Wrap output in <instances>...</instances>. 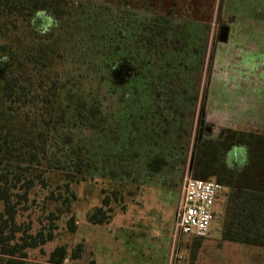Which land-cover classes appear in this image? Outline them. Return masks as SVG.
<instances>
[{"label": "trees", "instance_id": "obj_1", "mask_svg": "<svg viewBox=\"0 0 264 264\" xmlns=\"http://www.w3.org/2000/svg\"><path fill=\"white\" fill-rule=\"evenodd\" d=\"M209 42L210 24L171 10L0 0V264H33L29 251L56 238L51 225L33 232L32 220H20L39 191L44 211L52 200L61 206L48 219L65 209L74 233V186L119 183L88 214L107 225L142 187L178 191L187 173L227 190L224 241L264 248V132L222 128L194 138ZM237 145L248 150L242 168L232 159ZM66 259L58 246L48 263Z\"/></svg>", "mask_w": 264, "mask_h": 264}, {"label": "rangeland", "instance_id": "obj_2", "mask_svg": "<svg viewBox=\"0 0 264 264\" xmlns=\"http://www.w3.org/2000/svg\"><path fill=\"white\" fill-rule=\"evenodd\" d=\"M88 1L143 15L161 12L156 10L155 5H148L144 10L141 1L145 0ZM191 2L201 8L196 15L210 24L205 85L202 89L204 95L198 107V116L201 115L202 108H205L207 126L213 127L215 134L222 128H245L264 132V123L257 124V121L264 119V115L260 117L264 113V0H191ZM223 11L225 16L235 18L229 25L231 27L229 40L226 43H219L220 27L227 25ZM210 15L211 18L208 19ZM69 61L68 67L74 68L73 61ZM199 128L197 122L194 138L199 136ZM232 159L235 165L239 164V156L235 158L233 156ZM118 187V182L107 179H96L74 186L78 194V201L73 204L72 209L77 220V230L74 233H70L68 229L67 221L70 214L64 208V212L58 214L59 219L54 222L48 219L49 212H57L61 208L59 202L53 200L48 202L47 210L44 211L47 192L39 191L33 195L37 200L34 210L22 215L20 220L26 222L32 220L33 232L41 227V223L51 225L56 229V238L41 248L29 251L31 262L49 264L50 253L58 246H66L68 259L63 264H92V261L94 264L95 261L96 264H189L190 256L188 261L183 260L180 257L181 252L176 250V243L172 248L176 211L174 214L171 205L174 200L178 205L181 186L178 191L171 193L168 205L160 201L161 193L152 191L158 190V187H142L138 195L128 201L125 212L117 208V213L109 224L94 228L86 227L92 225L88 222V214L102 205L103 189L112 191ZM226 194L227 190L217 202L215 220L210 231L211 240L215 243L220 241ZM133 206L138 211H148L158 221L164 219L166 225L164 234L158 236L156 231L150 229L152 225L146 224L145 221H141L142 230L136 227V231H129L131 216L125 220V224H119L115 217L126 213ZM106 226L113 228V232L110 233L111 229L105 228ZM89 234L90 241L87 240ZM174 240L176 241L175 237ZM184 246L180 244L181 248ZM249 249H256L257 255L242 253ZM238 255L242 261L237 258ZM260 256H264V249L225 243L221 247L205 246L199 253L197 262L192 264H238L239 261V264H264V259L258 260Z\"/></svg>", "mask_w": 264, "mask_h": 264}, {"label": "crops", "instance_id": "obj_3", "mask_svg": "<svg viewBox=\"0 0 264 264\" xmlns=\"http://www.w3.org/2000/svg\"><path fill=\"white\" fill-rule=\"evenodd\" d=\"M204 1H206V0H204ZM141 3H143V5H144L143 6L144 10H145V7L147 9L148 5H155L156 6V10H161V12H158V13H161V14H165L168 11L171 10L174 13V18H176L177 20L198 21V22H202L204 24L205 23L206 24L209 23L208 21H205V20L201 19L199 16L196 15V14H198V11L199 12L201 11V8L196 3H192L191 0H155L154 2L152 0H150V1L149 0H145L143 2L141 1ZM223 15H224V11H223ZM223 17H226L227 26L228 27H229L230 23L233 21V19L235 18V17H232V16H225V15ZM210 18H211V15L208 17V19H210ZM230 28L231 27H229L228 40H229V37L231 35V29ZM219 43H222V42H219ZM242 85H244V84H242ZM263 115H264V113L262 115H260V117H262ZM254 122L256 123V121H254ZM261 122L264 123V119L262 121H257V124H260ZM241 129H245V128H241ZM152 191H155L157 193H161L160 201L163 204L168 205V203H170L169 202V198L172 197L171 193H173V192L162 190V189L152 190ZM176 203H177V201L174 200L173 204L171 205L172 208H174V214H175L176 207H177ZM131 205H133V204H131ZM143 211H145V210H143ZM143 211H138L133 206L131 209L127 210L126 213L117 215L115 217V219L119 222V224H122V223L125 224L126 223L125 220L129 219L130 216H131V220H130L131 222H129V229L127 228L129 231H132V230L136 231V229H135L136 227L138 229L142 230L140 228V225H142L141 221H145L146 224H151L152 225V227H150V229L156 231L159 234L158 236L163 235L164 232H165V229H166V228L164 229V227H166V225L164 224V219H163V221H158L153 214H150L148 211H145V212H143ZM173 218H174V216H173ZM95 226H103V225H94V224H92L90 226L87 225L86 227H93L94 228ZM105 228H107V226ZM107 229H111L110 233L113 232L112 231L113 228L109 227ZM125 234H126V232H125ZM89 236H90V234L87 236V240L88 241H90V237H91V236L90 237ZM184 237H186V238L184 239ZM167 243H169V242H167ZM175 243L177 244L176 250H178L179 253L181 252L180 253V257H182L183 260H187L188 261V257L190 256L189 264H190V262H191V264L193 262H195V261L197 262L199 253L202 251V249L205 246H208V247H211V246L221 247L225 243L241 245V244H237V243L224 241L222 239L221 233H220V241H217V243H215V241L212 242L210 234L206 238H198V237H195V236H182V237L177 238L176 241H175L174 240V233H173V235H172V248L174 247ZM180 244L185 245V246L183 248H181ZM243 246H246V245H243ZM246 247L259 248V247H252V246H246ZM259 249H264V248H259ZM245 252L255 253V255H257L256 254V252H257L256 249L245 250L242 253H245ZM192 257H194V259H192ZM237 258L239 259V255L237 256ZM262 259H264V256L258 257V260H262ZM240 261H242V260H240ZM240 261H239V263H240ZM95 264H96V261H95Z\"/></svg>", "mask_w": 264, "mask_h": 264}, {"label": "built area", "instance_id": "obj_4", "mask_svg": "<svg viewBox=\"0 0 264 264\" xmlns=\"http://www.w3.org/2000/svg\"><path fill=\"white\" fill-rule=\"evenodd\" d=\"M225 191L224 186L216 181L195 179L187 173L176 209L174 237L209 236L217 202Z\"/></svg>", "mask_w": 264, "mask_h": 264}, {"label": "water", "instance_id": "obj_5", "mask_svg": "<svg viewBox=\"0 0 264 264\" xmlns=\"http://www.w3.org/2000/svg\"><path fill=\"white\" fill-rule=\"evenodd\" d=\"M228 34H229V28L227 27H223L220 31V37H219V41L220 42H226L227 39H228ZM206 116V113H205V108H202L201 110V115H200V120H199V136L197 137L196 139V144L202 140L203 136H204V129L203 126L205 124V120L204 117ZM208 132H213L214 131V128L213 127H209L207 126L206 129ZM196 148V147H195ZM194 159H195V152L193 153L192 155V159H191V163H190V172L192 171L193 169V165H194Z\"/></svg>", "mask_w": 264, "mask_h": 264}, {"label": "clouds", "instance_id": "obj_6", "mask_svg": "<svg viewBox=\"0 0 264 264\" xmlns=\"http://www.w3.org/2000/svg\"><path fill=\"white\" fill-rule=\"evenodd\" d=\"M117 68L119 65L116 66ZM233 153H238L240 159L238 160L241 168L244 167L247 163V146L246 145H237L233 147Z\"/></svg>", "mask_w": 264, "mask_h": 264}, {"label": "flooded vegetation", "instance_id": "obj_7", "mask_svg": "<svg viewBox=\"0 0 264 264\" xmlns=\"http://www.w3.org/2000/svg\"><path fill=\"white\" fill-rule=\"evenodd\" d=\"M223 27H227V28H229L227 25L226 26H221L220 27V30H219V37H220V31H221V29L223 28ZM219 37H218V42H220L219 41ZM228 40V39H227ZM227 42V41H226ZM222 43H225V42H222ZM205 118H206V116H205ZM207 123H206V120H205V124L203 125V126H201V127H203V129H204V135L205 134H207V133H211V132H208L207 130H205L206 129V127H207Z\"/></svg>", "mask_w": 264, "mask_h": 264}]
</instances>
